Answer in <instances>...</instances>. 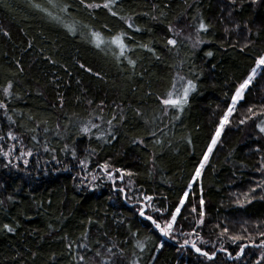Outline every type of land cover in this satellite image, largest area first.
<instances>
[{
  "label": "trees",
  "instance_id": "obj_1",
  "mask_svg": "<svg viewBox=\"0 0 264 264\" xmlns=\"http://www.w3.org/2000/svg\"><path fill=\"white\" fill-rule=\"evenodd\" d=\"M104 2L0 0V147L12 132L33 157L26 166L15 165L0 150V264H79V256L93 255L100 245L116 253L106 256L110 264H264V248L254 246L264 241V189L257 186L264 182L258 170L264 134L256 128L264 117L240 123L249 107L259 112L264 106V71L236 105L201 177L192 181L236 89L264 55V0H118V16L85 7ZM120 16L132 17L133 28ZM201 20L206 32L197 31ZM93 32L104 42L100 48ZM122 33L123 57L110 43ZM181 76L196 88L182 111L169 108L165 115L161 100ZM89 122L99 127L85 134L81 128ZM105 163L114 183L102 180L86 189L83 171L98 172ZM117 168L133 175L119 183ZM186 191L176 224L180 243L162 237L132 205L145 200V214L162 223ZM193 207L195 216L187 210ZM153 208L168 211L161 215ZM225 227L243 239L233 243L221 236ZM189 233L213 259L180 247ZM241 246L247 247L235 258Z\"/></svg>",
  "mask_w": 264,
  "mask_h": 264
},
{
  "label": "snow or ice",
  "instance_id": "obj_2",
  "mask_svg": "<svg viewBox=\"0 0 264 264\" xmlns=\"http://www.w3.org/2000/svg\"><path fill=\"white\" fill-rule=\"evenodd\" d=\"M255 2H256V0H253V3H255ZM81 3L84 4V0H81ZM117 3H118V0H105V2L103 4H85V7L92 8V9L104 8V9H107L112 16H118L117 11L115 10V6H116ZM61 10L63 11L64 9H61ZM119 18L125 20V22L128 23V27L129 28H133V24L131 23L132 17L125 18L123 16H120ZM153 19H156V17H153ZM134 30L137 31V32L141 31L140 28H134ZM168 30L170 32L174 31V29L171 26L169 27ZM207 30H208V25L205 24L201 20L199 22V26H198L197 31L198 32H206ZM69 31L75 33V29L74 28H69ZM4 35H8V33L5 32ZM123 35L124 34L122 33L121 35L115 36L110 41V43L112 45H114L117 49H119V53H120L121 57L124 56L125 50H126V45H125V43L122 40V36ZM176 35H179V33H176ZM92 36H93V40H94L95 46L97 48H100L102 43H104L102 41L101 37H100V34L96 33V32H93ZM195 43H197V44L200 43L199 38H197ZM167 44L172 46V47H175L176 44H177V41L175 39H168ZM141 47H146V46L141 45ZM147 50L150 51V52L153 51V49L150 48V47H148ZM241 51H243V49H241ZM208 55H211V53H208ZM129 63L133 64V66H134V62L133 61L129 60ZM80 67L82 69H84L85 71H88V72L92 71L90 68H86L85 65H83V64H81ZM258 70L264 71V55H260V56L257 57V59L255 61V67L252 68L251 74L236 89V92H235V94L232 97V104L228 107L227 112L221 118L220 123L217 126L215 133L211 137V142L208 145L207 151L203 154V158L200 161L199 166L195 169V173H194V175L192 177V181L193 182L201 177L202 172H203V170L205 168V165L207 164V162L209 160L210 154L213 152V149L216 147L218 141L220 140L221 133L223 132L225 125L229 122V117L233 114V111H234V109L236 107L237 102L239 100L243 99L245 90L249 88V86H250L252 80L254 79V77L256 76ZM179 79L180 80H184V77L181 76V77H179ZM11 87H12V84L9 83L8 86L4 89L5 96L9 95V89ZM195 88H196L195 83L192 80L189 79V80H187L186 84L183 85V87H182V94H174L173 92H169L167 94V96L161 100V103L163 105L164 114L167 115V110L169 108H174L177 111H182L184 106L188 102L189 94L192 91H194ZM89 103H91V101H89ZM0 108H5L4 103H0ZM137 115L140 116L142 114L138 112ZM257 117H264V106H261V110L259 112L254 111L253 107H249L247 109L246 119H241L240 123L244 124V123L247 122V120H254ZM176 118L179 119L178 116ZM30 119H31V117H30ZM115 119H117V117L113 116V118L111 120L107 121V124L110 126V128L112 127L113 120H115ZM119 119L121 121H123L125 119V117L123 115H121L119 117ZM9 120H11V117H9ZM145 123H147V121H145ZM38 126L39 125H37V127ZM91 127H99V126L95 125V124H91L89 122V125H85L84 127H82L81 131L84 132L85 134H87L90 131ZM256 128L258 129V131L260 133L264 134V119H260L259 120V123L256 124ZM31 131L34 132L35 128L31 129ZM45 131H47V128H45ZM103 135L104 134L98 135L97 139H102ZM106 135L110 136L112 139H115V136H113L111 131H108L106 133ZM152 135H155V133L153 132ZM8 138L12 139V140L16 139V137L13 135L12 132L8 133ZM0 139H3V137H0ZM33 139H35V137H33ZM137 143H143V141L142 140L141 141H137ZM47 150L48 149L45 148V151H47ZM11 151H12V149L10 147L8 152H4L3 155L7 158L11 154ZM257 151H259V149H257ZM24 155L31 156L32 152L31 151H28L26 153L25 152H21V156H24ZM73 156L75 157V152H73ZM17 159H19V157H17ZM24 163L27 164L28 161L25 160ZM81 163L83 164L84 162L82 161ZM108 168H109V165L107 163L101 165V169L104 170L106 173H107V169ZM258 170L264 172V157H262V162H261L260 168ZM115 171L120 173L121 177H123L124 175H127V176H132L133 175V173L125 172V171H123L122 169H119V168L115 169ZM94 179H95V177H94ZM109 179H113V178L109 175ZM257 186L260 187L261 189H264V182L259 183ZM192 187H193V183L190 182L189 185H188V188L192 189ZM255 190H256L255 188L252 189L253 192ZM120 191L123 192L124 190L120 189ZM188 194L189 193L186 191L184 193V197H187ZM145 199L148 200V201H151L152 197L148 196V197H145ZM245 199L247 200V194H245ZM248 202L250 203L251 201L249 200ZM184 203H185V199L182 197L181 200H180V204L178 206H176L174 212L170 213V218H168V217L165 218V222L164 223H160L156 219H154L152 216L146 215L143 206H141L139 214L144 219L150 220L151 223L155 226V228L159 230L161 235H163L165 237H168L174 231V228H175V226L177 224V217H178V215H180L181 208L184 206ZM200 206L201 207L199 209V216L202 218L204 216V208H203L204 200L203 199L200 200ZM153 211L161 212V215H163V212H166L168 210L167 209L160 210V209L153 208ZM192 211L196 212L197 209L195 207H193ZM201 224H203V219H200L197 222V226L199 227V225H201ZM4 228L7 231H9V232L13 231V229L7 224L4 225ZM246 230L247 229H245V231ZM228 233H229V229L225 227V228H223L221 230L220 235L221 236H225V235H228ZM185 235H189V234H185ZM196 235L198 236V233H196ZM87 236H88V234H87V232H85L84 238L87 239ZM260 236L264 237V232H260ZM228 239H230L231 241H233V243H235L236 241L242 240L243 237L241 235L235 234V235H228ZM249 239H251V237H249ZM201 242L202 243H206V241H201ZM189 245L192 247V249L194 251H196L197 253H199L202 256H206L209 260L214 258V255H215L214 253L212 255H209L208 252L202 251L200 248H198L196 246L195 241L190 242L189 240L186 239L183 242V244L180 245V247L184 248V247L189 246ZM162 246L163 245H161L160 247H162ZM254 246L255 247H259V248H264V241H262L258 245H254ZM69 247H71L70 244H69ZM78 247L79 248H83V249H88V245L85 244V243L79 244ZM104 247H105L104 245H100V247L95 249L94 254L91 255V256H87V255L79 256V264H110V260L108 258H106V256H114V255H116V253L113 252V248L112 247H108L106 249V251H101V249H103ZM136 247H138L141 252L144 251V244L142 242H137ZM245 247L246 246H241L240 247V251L236 254L235 258H238L240 255H242L244 253V248ZM88 251H92V250L88 249ZM157 251H159V247L157 248ZM219 251H224L223 247H221L219 249ZM229 257L233 258V257H231L230 253H229ZM111 264H115V262L112 261ZM131 264H136V262L132 261Z\"/></svg>",
  "mask_w": 264,
  "mask_h": 264
},
{
  "label": "rangeland",
  "instance_id": "obj_3",
  "mask_svg": "<svg viewBox=\"0 0 264 264\" xmlns=\"http://www.w3.org/2000/svg\"><path fill=\"white\" fill-rule=\"evenodd\" d=\"M181 32V31H180ZM182 37L184 38V36L182 35ZM191 38L192 37H190V36H188L187 38H186V40L187 41H190L191 42ZM259 72H260V70H258L257 71V74H256V76L254 77V79L252 80V82H251V84L253 83V81L255 80V78L257 77V75L259 74ZM251 74V73H250ZM186 83H184V81L183 80H180L179 79V77H177L176 79H175V81H174V84H173V87H172V89H171V91L170 92H173L174 94H182V87H183V85H185ZM250 84V85H251ZM246 91V90H245ZM245 93V92H244ZM240 101V100H239ZM238 101V102H239ZM238 102H237V104H238ZM231 104H232V102H231ZM236 104V105H237ZM230 118V117H229ZM227 125V124H226ZM226 125H225V127H226ZM225 127H224V129H225ZM223 132H224V130H223ZM223 132L221 133V136H222V134H223ZM221 139V138H220ZM220 141V140H219ZM218 141V142H219ZM218 144V143H217ZM217 146V145H216ZM11 147V149H12V151H11V154L6 158L5 157V159L8 161V162H10V163H13V164H15V165H20V164H24L25 166L27 165V164H25L24 163V161L25 160H27V161H32V156H27V155H24V156H21V152H25V150H24V148H23V146H22V144L19 142V141H17V140H12V139H9V140H6V141H4L3 143H1V147H0V150H1V153H2V155H3V153L4 152H8V150H9V148ZM215 149V148H214ZM213 149V150H214ZM26 153V152H25ZM212 154V153H211ZM211 154H210V156H211ZM209 156V157H210ZM17 157H19V159H17ZM29 158V159H28ZM87 169V168H86ZM85 174V177H86V179H85V183H84V180H83V186L86 188V189H88V190H94L95 189V187H96V184L99 182V181H102V180H104V181H106L107 183H114V181L115 180H113V179H109V175L111 176V174L108 172V169H107V173L104 171V170H99L98 172H90V174H88V173H86V171H83V175ZM94 177H95V179H94ZM112 178H114V175H112L111 176ZM122 182V177H120L119 178V183H121ZM247 198H248V194H247ZM184 199H185V203H184V206L181 208V212H182V209L184 208V207H186V197H184ZM140 200V199H139ZM139 200H137V202L135 203V202H133L132 203V205L133 206H135V207H137V211H138V214L140 213V209H141V206H143L144 207V211L146 212L147 210H148V206H149V204H148V202H145V200H140V203H139ZM244 200H245V197H244ZM180 204V203H179ZM137 205V206H136ZM188 211H191L190 212V214H192L193 216H195V214H196V212H193L191 209H187ZM139 216H140V214H139ZM181 216V213H180V215H178V217H177V219L179 218ZM141 217V216H140ZM141 218H143V217H141ZM200 219H203V217L201 218H199V220ZM149 222L151 223V221L149 220ZM165 221H163L162 223H164ZM152 224V223H151ZM152 226H153V229L156 231V232H158L160 235H161V233L159 232V230L158 229H156L155 228V226L152 224ZM176 226H175V228H174V231L172 232V234L170 235V236H168V237H165V236H163V235H161L162 237H164V238H166V239H170L171 240V242H173V243H180V240H177L176 239V235H177V232H176ZM186 237V236H185ZM187 240H189L190 242H192V241H194V237H193V234H191V233H189V236L186 238ZM185 241V240H184ZM184 241H181V243L183 244V242ZM186 247H191L190 245L189 246H186ZM247 247V246H246ZM245 247V248H246ZM192 248V247H191ZM244 248V249H245ZM196 252V251H195Z\"/></svg>",
  "mask_w": 264,
  "mask_h": 264
}]
</instances>
